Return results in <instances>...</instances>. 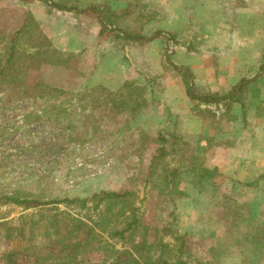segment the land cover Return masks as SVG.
<instances>
[{
    "label": "rangeland",
    "instance_id": "374dc122",
    "mask_svg": "<svg viewBox=\"0 0 264 264\" xmlns=\"http://www.w3.org/2000/svg\"><path fill=\"white\" fill-rule=\"evenodd\" d=\"M93 1L81 0L87 9L80 11L53 7L52 0L26 5L21 0H0V26L8 34L30 10L61 51L55 55L61 63H47L33 80L41 78L58 89L50 102L58 103L65 116L26 125L28 115L42 113L50 103L11 100L0 92V198L31 193L51 200L133 190L134 205L151 228L148 242L156 237L152 228L171 222L174 211L179 231L194 239L189 264H242L248 247L220 252L217 241L205 237L204 230H216L217 237L226 233L218 222V199L250 202L264 214V0H251L249 13L242 11L244 0H233V8L231 0H109L116 9L132 10L127 27L143 34L132 40L101 33L97 15L89 11ZM238 16L243 30L234 31ZM129 82L144 90H139L145 103L136 116L127 108L101 102V94L89 95L99 86L126 94L123 85ZM243 85L249 86L240 94L241 101L228 100ZM85 94L81 101L79 95ZM163 131L179 134L191 157L183 165L185 194L168 205L145 181L158 152L155 139ZM179 158L176 164L181 165ZM204 167L217 168L219 175L198 182ZM60 207L80 217L93 212ZM41 213L39 208L25 209L0 199V222L10 226L18 225L22 215L34 214L39 220ZM44 230L39 226V234ZM144 231L140 229L138 240ZM165 240L174 241L172 235ZM22 244L20 239L11 242L0 229V257ZM121 246L100 233L83 257L89 263L105 262L112 249ZM254 264H264V247Z\"/></svg>",
    "mask_w": 264,
    "mask_h": 264
},
{
    "label": "trees",
    "instance_id": "16d2710c",
    "mask_svg": "<svg viewBox=\"0 0 264 264\" xmlns=\"http://www.w3.org/2000/svg\"><path fill=\"white\" fill-rule=\"evenodd\" d=\"M21 1L26 5L33 0ZM50 4L59 9L80 11L87 9L81 5V0H52ZM89 9L97 15L102 26L101 33L104 35L117 34L131 40L135 39L134 35L143 36L141 32H133L127 27L125 20L128 17L133 18L130 8L116 9L111 6L109 0H94ZM166 34L173 43L176 42L174 35L167 32ZM60 54L61 51L53 46L30 10L24 11L22 23L12 34H8L6 28L0 26V92L7 93L11 100L33 98L50 103L42 113L28 115L26 125L36 124L44 119L65 118L64 110L59 108L60 105L50 102L58 89L41 78L33 80L47 63H61L59 57L55 58V55ZM248 86L243 85L238 93L228 97V100L241 101L240 94L247 91ZM123 87L128 89V93L125 94L123 90L114 92L99 86L89 95L101 94V102L111 104L113 108L119 110L127 108L136 116L145 103L142 93L139 92L144 90L135 82L126 83ZM216 97L211 96V99ZM85 98L86 94L79 95L81 101ZM201 100L206 103L210 101ZM155 142L158 144V152L149 164L146 184L151 186L152 192L163 205L176 203L185 194L181 189L183 165L190 157L188 150L187 153L183 150L186 142L182 141L179 134L166 131L161 132ZM168 156H171L170 160L165 161ZM178 157L182 161V166L176 164ZM200 172L198 182L204 178V181L211 180L219 175L217 168L204 167ZM261 177L264 178L263 175ZM135 196L133 190H101L89 197L66 196L51 200H41L31 193L2 196L5 201L23 205L25 209L39 208L44 213H41L39 219L42 223L34 214L22 215L18 225L10 226L7 222H0V229L5 231L11 242L14 239L24 242L19 248L5 251L0 257V264H189L191 243L194 239L189 233L179 231L175 212L171 214V222L160 228H152L156 232V237L152 243L148 242L151 228L145 226L143 217L139 215L134 205ZM219 200L215 202L221 209L218 222L225 225L226 233L217 237L216 230L208 227L204 230L207 235L205 237L216 240L218 247L212 246V249L218 250L221 247L220 252L224 253L229 247L241 249L248 247L250 252L244 255L242 264H254L262 255L264 247V214L256 212L253 203L250 202L230 204ZM90 202H94L95 205L90 206ZM63 204L66 207H81L88 210L92 208L93 212H90L89 216H76L63 210L60 207ZM49 211L50 215L45 214ZM39 226L45 229L41 234L38 232ZM142 228H145L143 239L138 240ZM100 233H106L116 239L123 247L121 246V249L114 247L113 255L105 262L89 263L83 254ZM168 235L173 236V242L165 240ZM146 244L151 248L146 247ZM156 253L158 255H155Z\"/></svg>",
    "mask_w": 264,
    "mask_h": 264
},
{
    "label": "crops",
    "instance_id": "0c3cea01",
    "mask_svg": "<svg viewBox=\"0 0 264 264\" xmlns=\"http://www.w3.org/2000/svg\"><path fill=\"white\" fill-rule=\"evenodd\" d=\"M232 1H233V0L230 1L231 8H233V6H232V5H233V4H232ZM244 1H245L244 4H245L246 6L242 8V11H243V12H246V11H247V13H249V12L251 11L252 1H251V0H244ZM235 8H237V9H236V12L239 13V11H240L239 6H237V7H235ZM229 9H230V7H229ZM231 11H232V9H231ZM236 15H238V14H236ZM247 15H249V14H247ZM242 23H244V22H241L240 16H238V17H237V20H236V23H235V26H236V27H235L234 31L237 30L238 28H240V25H241ZM241 26H242V25H241ZM240 30H243V27L240 28ZM240 30H239V31H236V32L239 33ZM229 31H232V29L230 28Z\"/></svg>",
    "mask_w": 264,
    "mask_h": 264
}]
</instances>
